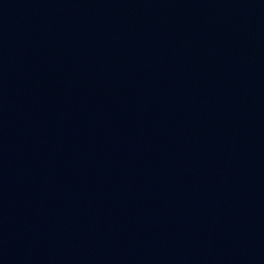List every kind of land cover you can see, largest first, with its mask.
<instances>
[{"label":"water","instance_id":"95a60500","mask_svg":"<svg viewBox=\"0 0 264 264\" xmlns=\"http://www.w3.org/2000/svg\"><path fill=\"white\" fill-rule=\"evenodd\" d=\"M0 264H264V0H0Z\"/></svg>","mask_w":264,"mask_h":264}]
</instances>
